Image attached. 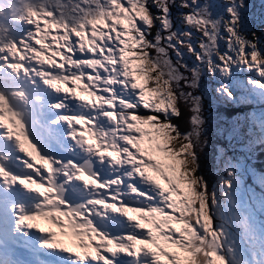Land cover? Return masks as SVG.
Wrapping results in <instances>:
<instances>
[{
	"label": "snow or ice",
	"instance_id": "obj_1",
	"mask_svg": "<svg viewBox=\"0 0 264 264\" xmlns=\"http://www.w3.org/2000/svg\"><path fill=\"white\" fill-rule=\"evenodd\" d=\"M176 2L100 0L102 10L86 24L73 27L68 43L57 48L55 41H50L56 55L48 63L56 67L49 71L53 75L62 72L64 77L46 81L61 95L52 107L61 112L68 126L66 138L73 142L68 150L79 151L82 159L63 160L44 154L0 91V139L14 142L12 146L20 153L17 159L27 173H12L0 146V186L4 192H12L19 185L36 198L31 211L23 204L12 206L17 225L23 229L21 235L35 230L43 234L41 247L67 252L79 264H230L224 255V234L213 227L209 201L218 206L215 187L231 188L237 162L224 158L226 175L220 176L218 170L217 185L209 193L202 167L208 145L204 95L196 93L203 67H207L210 76L219 72L225 81L215 91L224 102L264 104V52L255 34L249 40L239 30V9L245 7L244 0H227L229 19L217 20L211 18L209 0H180L179 7L189 9L182 14L185 23L200 33L198 37L191 31H173L170 13ZM48 15L55 16V12ZM66 26L52 22V37L57 32L63 35ZM39 27H45L44 20ZM30 30L34 37L26 34L22 41L38 50L37 25ZM22 41L13 45L21 57ZM181 48L196 57L195 67L184 62ZM173 52L175 62L170 55ZM130 57L139 61L143 81ZM3 66L28 71L27 63L16 64L12 56L0 52V68ZM180 68L185 71L180 72ZM234 68L252 75L239 84L232 79ZM189 72L191 76L186 75ZM36 99L39 102L41 97ZM70 101L76 102L75 109ZM62 103L68 105L67 111ZM75 110H82V114L69 115ZM185 111L189 113L187 132L176 122ZM246 118L258 127V133L251 127L243 133L236 120L228 137L254 153L256 147H264V110L259 116L253 112ZM142 125H150L156 138L162 139L156 149L170 161L167 169L142 147L145 135H152ZM220 152L223 158L224 149ZM97 164L107 165L112 178L102 179ZM66 167L72 171L57 172ZM117 216L127 223L121 224ZM41 219L56 226L59 234L41 227L37 222ZM105 221H112V227L99 226ZM69 229L83 251H74L60 241L59 235H67ZM161 240L184 256L169 251Z\"/></svg>",
	"mask_w": 264,
	"mask_h": 264
},
{
	"label": "rangeland",
	"instance_id": "obj_2",
	"mask_svg": "<svg viewBox=\"0 0 264 264\" xmlns=\"http://www.w3.org/2000/svg\"><path fill=\"white\" fill-rule=\"evenodd\" d=\"M204 0H201V3H203ZM75 0H64V1H57V2H53L51 3V5H49L51 7L52 11H59L57 13V15L49 17V19H53L56 22L62 21V20H66L69 19L73 24L77 23L76 21L81 19V17H85V18H90L93 17L95 15H97L102 8L104 7L101 3L100 0H94L93 2H89V1H85L81 4H77L79 6V9L73 7L72 3H74ZM180 0H177V3H179ZM210 4H211V18L213 20H217L220 18L223 19H229L228 17V12H227V8H228V4H227V0H209ZM255 2H259V0H255ZM245 3V7L239 9V18H240V26H239V30L240 32L246 36V32H257V21H258V11L255 4L253 5V3L251 2H247L246 0H244ZM176 6V5H174ZM153 11H155V9H153ZM175 12L178 11V18H180V20L185 23V19L183 17V13H186L189 11L188 8H182V7H178L176 10H174ZM170 15H172V12L170 13ZM26 16H24V20L26 21L27 18H25ZM172 21V20H171ZM262 21L264 23V14L262 17ZM263 29V28H262ZM67 32H64L63 35L66 34H72V32H70V28L67 26L66 28ZM173 31L179 32V33H184V32H188L191 31L194 33L195 36H199L200 33L195 32L194 28L189 27L187 24L184 28L182 29H177L174 28ZM220 31H223V28H220ZM25 34H27V36L29 38L31 37L32 32H24ZM48 32H43L42 34V43L43 44H49L50 42V38L47 35ZM224 36H227L228 33L227 32H223ZM60 36L61 34L59 32H57L56 36L53 37L52 39L56 42H59L60 40ZM173 44L176 43L175 40L172 41ZM193 43L195 44L196 41L193 40ZM177 47H179V45H177ZM184 49L187 48H181L180 51L183 52ZM221 49L224 50L225 49V45L223 43V41H221ZM197 51L199 52L200 49L197 48ZM174 55H176V53L173 52ZM195 57V56H194ZM195 61H196V57H195ZM174 62V61H173ZM219 61H217L218 63ZM196 66V65H195ZM193 66V67H195ZM135 67H138L139 69V61H136ZM185 70H180V72H184ZM204 73V77L206 78H210V75L208 74V68L207 67H203V71ZM235 70L233 69V76L232 79L235 77L234 76ZM186 75L191 76V73H186ZM220 73L218 72L216 77H212L213 79H215L216 82L221 81V83H225V81L223 79H220ZM248 76V75H247ZM246 76V78H247ZM219 77V79L217 78ZM241 83H244V81H242ZM207 84L203 81V75L200 76V88L197 90L198 94H203V92H206V87ZM206 94V93H205ZM207 95V94H206ZM207 102L204 100V104H206ZM207 105H209L210 107H212V102L207 103ZM152 132H154V130H152ZM208 140L212 139L210 137L207 138ZM180 197L178 196L177 199H179ZM211 211V210H210ZM123 217H119L118 219H122ZM107 223H109L110 228L112 227V221H106ZM126 224V223H124ZM252 255H254L255 257L259 258L262 255V250L260 249L259 246H256L252 249ZM249 264H254L255 260L248 258L247 259ZM264 264V261H263Z\"/></svg>",
	"mask_w": 264,
	"mask_h": 264
},
{
	"label": "clouds",
	"instance_id": "obj_3",
	"mask_svg": "<svg viewBox=\"0 0 264 264\" xmlns=\"http://www.w3.org/2000/svg\"><path fill=\"white\" fill-rule=\"evenodd\" d=\"M246 1L253 3V5L256 3L255 6H256L257 10H259L258 11V17H257L258 18L257 32H264V23L262 21V17L264 14V0H259V2H255V0H246ZM24 2H25V0H0V14L5 13V12L9 13L10 8L24 7V5H25V4H23ZM175 5L176 6L173 5L171 7V12H172L171 27H172V29H174V28L182 29L186 26V24H184L180 20V18H178V14H179L178 11H176V12L174 11L179 7V3L176 2ZM33 17L37 23L38 32H51V24H52V22H56L53 19H51V20L49 19V17H52V16H42V17L33 16ZM11 18L14 20L15 24H17L18 22H22L28 26H32L34 24V21L32 20V17L30 15H26V17H25V18H27L26 21L24 20V16H12L11 15ZM41 20H44V23H45V28H43V29L39 27ZM76 22L77 23L73 24L72 22H67V21L63 22V20H62V21H59L56 23L66 24L71 30L73 27H79L80 26V24H81L80 20H77ZM8 24H9L8 21H5L4 19L0 18V31L1 32H13V31L7 30ZM67 26H66V28H67ZM66 28H65L64 32H67ZM53 31L55 32V30H53ZM153 32H155V30H153Z\"/></svg>",
	"mask_w": 264,
	"mask_h": 264
},
{
	"label": "trees",
	"instance_id": "obj_4",
	"mask_svg": "<svg viewBox=\"0 0 264 264\" xmlns=\"http://www.w3.org/2000/svg\"><path fill=\"white\" fill-rule=\"evenodd\" d=\"M0 18L4 19L5 21H8L9 24H8L7 30L14 31L16 29V24H15L14 20L11 18V14L10 13H8V12L1 13L0 14ZM183 54L186 55L192 61H195V57L188 52V49H184ZM241 76L244 78L246 76V73H243V75H241ZM249 104L252 105L253 107L257 105V104H254V103H249ZM258 105L264 106V104H258ZM208 154H209V150L205 149V154H204L203 160H202V167H203V172H204L205 178L208 180L209 193H211V191L214 189V186L217 185V173H218V170H219L218 174L220 176H222L223 171L220 170L218 168V166H216V164H215L216 160H217V158L219 156L218 150H216V148H214L211 151V154H212V157H213V161H211V163H208V161H207L208 160ZM261 166H263V165H261ZM232 219H234V218L232 217ZM230 221H232V220H230ZM230 223L231 222H228L227 225H230Z\"/></svg>",
	"mask_w": 264,
	"mask_h": 264
}]
</instances>
